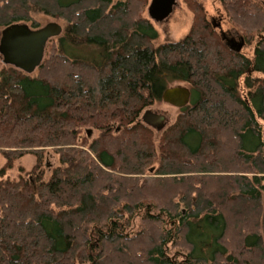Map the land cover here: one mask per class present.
<instances>
[{
    "label": "trees",
    "instance_id": "1",
    "mask_svg": "<svg viewBox=\"0 0 264 264\" xmlns=\"http://www.w3.org/2000/svg\"><path fill=\"white\" fill-rule=\"evenodd\" d=\"M217 1L252 55L204 1L161 43L148 0H0L2 29L65 26L34 73L0 72V264H264V0ZM176 81L191 102L157 135L142 114Z\"/></svg>",
    "mask_w": 264,
    "mask_h": 264
},
{
    "label": "water",
    "instance_id": "2",
    "mask_svg": "<svg viewBox=\"0 0 264 264\" xmlns=\"http://www.w3.org/2000/svg\"><path fill=\"white\" fill-rule=\"evenodd\" d=\"M179 0H151L148 12L160 20L168 18L174 11ZM63 25L58 21H51L44 26L33 28L27 22H17L4 27L0 38V59L3 65L14 66L25 73H34L44 62L47 47L52 39L61 36ZM245 45L242 37L237 43L236 52H240ZM234 50V49H233ZM191 89L185 85L168 87L162 100L177 108H183L191 102ZM141 120L148 126L162 131L167 124L164 114L152 109H146Z\"/></svg>",
    "mask_w": 264,
    "mask_h": 264
},
{
    "label": "rangeland",
    "instance_id": "3",
    "mask_svg": "<svg viewBox=\"0 0 264 264\" xmlns=\"http://www.w3.org/2000/svg\"><path fill=\"white\" fill-rule=\"evenodd\" d=\"M198 3L201 1H204V5L206 10L208 11V19L212 21H220L221 18L223 19V31L228 32L231 36H234L236 38L241 39V37L245 40V45L242 49V52L247 55H252L254 48H255V37H251L250 40L245 38V34L240 28H237L236 25H233L232 22H230L223 11L222 7L220 6L219 2L217 0H195ZM263 1V0H262ZM151 3V0H148L146 9L144 11V14L148 17V7ZM188 0H179V4L174 8V11L172 12L171 16L166 21L161 22H153L158 29L160 33L159 41L162 42H177L181 39H183L189 32L190 29L194 23V14L188 4ZM31 16L33 17L36 24H38L39 27L44 26L48 22L51 21H58L61 24L64 25L63 20H59L51 15L46 14L45 12L35 9L32 11ZM30 24V23H29ZM1 30L0 28V38H1ZM219 33L220 31L217 30ZM70 50L76 51V48L69 47ZM3 63L0 59V72L2 70ZM175 85H185L188 86L185 82L176 81L171 86ZM189 87V86H188ZM148 109H152L158 113L164 114L167 119L166 127H169L175 120L179 112V108L174 107L168 103H165L163 100L153 104ZM164 128V129H165ZM163 129V130H164ZM162 130V131H163ZM157 135H159L162 131H157L154 129ZM98 135V132L92 133V137H96ZM37 159L34 155L28 154L25 155L23 158L15 162V167L13 170H10L9 175L12 178H17L19 176V170L17 169L18 165L24 166L28 171L32 170L34 167V164L36 163ZM58 157L54 153V151L49 150L44 158L43 161V168L46 169L49 173L58 165ZM7 163L6 158L3 155H0V169L5 166ZM48 173V174H49ZM47 174L46 177H49ZM24 177L32 179L33 183L36 184V177L35 174H32L28 176L27 174L23 173ZM165 196L164 194H162ZM235 240H237L235 234H233Z\"/></svg>",
    "mask_w": 264,
    "mask_h": 264
},
{
    "label": "flooded vegetation",
    "instance_id": "4",
    "mask_svg": "<svg viewBox=\"0 0 264 264\" xmlns=\"http://www.w3.org/2000/svg\"><path fill=\"white\" fill-rule=\"evenodd\" d=\"M179 4V1H178V3H177V5ZM176 5V6H177ZM175 6V7H176ZM174 7V8H175ZM149 13V12H148ZM149 16H150V18H151V20L153 21V22H161V21H166L168 18H166V19H163V20H160V19H158L157 17H155V16H151L150 14H149ZM21 22H26V21H21ZM28 23V22H27ZM212 24H213V26H214V28H216V29H218L219 31H220V34H221V36H222V38H223V40L225 41V43L229 46V48L230 49H234V51H235V49L237 48V43L238 42H240V40H239V38H236V37H234V36H231L228 32H225V31H223V19L221 18V20L220 21H212L211 22ZM30 25V24H29ZM63 25V24H62ZM31 26V25H30ZM63 27H64V30H65V26L63 25ZM38 28V27H37ZM242 38V37H241ZM242 51V50H241Z\"/></svg>",
    "mask_w": 264,
    "mask_h": 264
}]
</instances>
